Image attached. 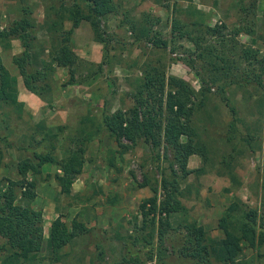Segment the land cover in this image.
Instances as JSON below:
<instances>
[{
  "label": "rangeland",
  "instance_id": "obj_1",
  "mask_svg": "<svg viewBox=\"0 0 264 264\" xmlns=\"http://www.w3.org/2000/svg\"><path fill=\"white\" fill-rule=\"evenodd\" d=\"M74 1L25 0L22 3L29 4L37 21L42 22L49 5H53V10L49 9V12L54 14V7L70 5ZM120 1L125 9L131 11L130 17H138L144 12L160 17L155 29L161 39V46L156 48L146 40L136 41L130 30L120 25L121 16L107 14L101 25L111 34L109 53H120L123 62L114 61L111 68L105 63L96 70L102 60L103 45L93 39L89 24L82 22L72 35V48L80 60L93 63L92 70L96 72L82 83L64 85L67 79L65 70L55 69L58 88L54 89L50 104L43 100H39V105L35 107L27 103L29 110H24L21 119H16L12 113L10 125L13 132L5 128L6 123H0V149L3 151L0 179L17 178L16 163L21 157L30 155L28 151L17 149L21 140L31 142L34 139L38 144L34 141L33 147L43 150H49L54 145L53 154L62 158L63 148L69 143L68 136L88 110L87 103H90L95 115L132 106L134 80L141 75L140 67L147 62L157 64V61L163 65L166 74L184 79L206 95L204 104L196 110L193 118L197 133L207 149L206 159L199 154L190 155L187 160L190 173L184 179L179 165H173L183 192L179 200L186 211L175 212L170 216L172 226L166 228V242L160 249L155 238L151 258L147 256L150 245L143 247L131 239L136 234L132 218L136 215L140 221L139 204L153 194L149 186H138L144 175L148 176L151 185L158 187V199L163 195L160 185L162 177L172 176L168 159L172 157V152L164 143L159 148H153L150 142L140 140L121 157L116 142L102 131V145L98 138L90 142L83 171L72 184L69 196L60 193L54 177L55 173H60L58 167L55 164H43L39 174L28 173V178L36 183V197L31 206L42 210L44 237L41 249L32 254L25 264H125L124 255H130L127 252L137 254L140 264H193L191 258L179 254L184 240V231L178 226L180 218L195 219L204 227L208 238L217 239L222 236L218 227L220 217L232 214L231 227L240 234V219L250 210L255 211V227L259 238L254 247L247 241L243 242V256L248 264H264V69H261L263 64L260 62L264 57V0L256 2L255 33H241L236 38L238 48L250 46L259 49L255 69L247 73L246 70H240L239 74L233 70L232 77L222 78L215 84L207 80L202 83V78H207L206 70L201 67L203 63L197 60L191 66L190 54L184 52V47L171 50L174 44H182L192 50L196 48L189 40L179 38V33L172 32V22L177 17L183 23L198 20L207 26L224 25L222 31L231 33L243 17L241 4L246 5L253 0ZM19 3L20 0H0L1 27L19 16ZM178 9L182 11L178 12ZM70 24V21H66L65 27L68 28ZM218 38L206 36L216 47H219L216 44ZM117 42L125 44L123 51L119 50ZM12 44L10 50L0 48V54L16 79L13 89L21 94L26 88L12 63V55L21 48L18 40H13ZM192 57L195 58V54ZM33 58L36 64H40L42 58L50 60V54L47 50L42 52L36 49ZM79 71L81 75L88 73L82 69ZM26 98L22 97L28 102ZM231 107H234L235 114ZM6 134L8 138H3ZM43 137L44 141L39 144ZM4 140L10 141L12 146L5 147ZM124 142L130 144L126 140ZM99 150L103 151L102 154ZM110 152L113 153L114 166L107 162ZM20 202L21 199L18 200ZM59 215L67 223H71L75 217L83 220L89 231L77 237L73 244L65 246L57 260L50 249L49 225ZM155 216L158 219L164 213L157 211ZM208 264L223 263L211 260Z\"/></svg>",
  "mask_w": 264,
  "mask_h": 264
},
{
  "label": "trees",
  "instance_id": "obj_2",
  "mask_svg": "<svg viewBox=\"0 0 264 264\" xmlns=\"http://www.w3.org/2000/svg\"><path fill=\"white\" fill-rule=\"evenodd\" d=\"M24 1L20 0V3ZM256 2L257 0H253L246 5L241 4L240 11L243 17L239 19V24L231 33L222 31L224 25L207 26L198 20L183 23L180 17L174 18L172 32L179 33L177 35L179 38L189 40L196 48L192 50L185 45L174 44L171 50L184 47V52L190 54L191 66L195 65L197 60L203 63L201 67L206 70L207 78H202L201 74L202 83L207 80L215 84L222 78L232 77L233 70L239 74L240 70H246L247 73L255 69L259 49H252L250 46L238 48L236 38L241 33L248 35L255 33ZM20 3L19 16L12 19L8 25L0 26V48L10 50L13 47L12 41L18 40L21 49L12 55V63L17 68L22 85L39 100L48 104L53 100L54 89L58 88L55 69L65 70L67 79L64 85L79 84L93 77V73L101 69L102 64L106 63L111 68L114 61L123 62L120 53L115 55L109 53L111 34L101 25L107 14L121 16L120 25L126 26L136 41L146 40L153 47L161 46V39L155 29L160 17L149 12L141 13L138 17H130L131 11L125 9L120 0H75L70 5L54 7V14L49 12V9L53 10L51 7L53 5H49L42 22L37 21L29 4ZM181 11L178 9V12ZM248 15L251 18H247ZM66 21L71 22L68 28L65 27ZM82 22L89 24L93 39L103 45L102 60L96 70H92L93 63L80 60L72 48V35ZM207 35L218 36L216 44L218 43L219 47L209 42L206 39ZM117 43L119 50L123 51L125 44ZM36 49L42 52L47 50L50 60L42 58L40 64H36L33 58ZM193 53L195 58L192 57ZM260 62L263 64L261 69H264V57ZM79 69L88 73L81 75ZM140 69L141 75L134 80V104L124 110L118 108L113 112L103 111L101 115L99 114L100 117L92 113V106L87 103L88 110L68 136L69 143L63 148L62 158L59 159L53 154L54 145H51L49 150H43L39 146L33 147L34 139L31 142H27V139L20 141L17 149L28 151L30 155L21 157L16 163L17 178L0 179V264H25L31 255L42 247L45 220L42 210L31 206L36 197V183L28 178V173L39 174L43 164H55L60 170V173L54 174L60 193L71 195L72 184L82 173L87 160L85 154L90 142L98 138L99 144L102 145L101 135L104 132L116 142L121 157L140 140L150 142L153 148H159L164 143L172 152V157H168L172 176L168 178L163 176L160 181L163 191L161 199H158V187L150 184L147 175H144L143 181L138 184L139 187L149 186L153 194L139 204L141 219L139 221L136 215L132 218L137 235L132 238L130 236L136 244L143 247L150 245L147 251L148 258L153 257L155 238L160 249L164 245L166 228L172 226L170 216L175 212L186 211L179 200L183 192L180 190L179 177L173 165H179L181 177L184 179L190 173L187 168L190 155L199 154L206 159L207 149L193 122L194 114L204 104L206 95L203 90L194 89L184 79L166 74L159 61L157 64L147 62ZM15 80L0 54V123H6L5 128L10 132H13L12 113L16 115V119H21L25 112L23 102L18 100L17 92L13 89ZM231 111L236 113L234 107H231ZM102 131L104 132L101 133ZM7 134L3 138H8ZM43 141L44 137L39 144ZM4 142L5 147L12 146L10 141ZM35 143L38 144L37 141ZM99 152L102 154L103 151ZM109 154L107 162L114 166L113 153ZM2 165L3 151L0 149V168ZM157 211L164 213V216L157 219L155 216ZM229 214L223 215L218 221L222 236L217 239L208 238L204 227L195 219L180 218L178 226L184 231V240L179 248V254L191 258L193 264H208L211 260L223 264H248L243 256V242L247 241L254 247L259 238L255 227V211L250 210L243 214L240 219V234L232 229L230 223L232 214ZM88 231L89 228L84 221L77 217L73 218L71 223H67L60 215L54 218L49 225V244L53 257L58 260L65 246L73 244L77 237ZM127 254H130L129 257L127 255L123 257L125 264H140L137 254L128 252Z\"/></svg>",
  "mask_w": 264,
  "mask_h": 264
},
{
  "label": "crops",
  "instance_id": "obj_3",
  "mask_svg": "<svg viewBox=\"0 0 264 264\" xmlns=\"http://www.w3.org/2000/svg\"><path fill=\"white\" fill-rule=\"evenodd\" d=\"M78 28H76V30H78ZM17 96H18V100H20L21 102H23L24 108L26 110L28 109V106H27L28 104L29 105H33L35 107V106L39 105V103H40L38 97L36 95L34 96L31 92H28L26 89H24V92L23 93L21 92V94L20 93L19 94L17 93ZM23 96H26L27 97L26 99H29V101L26 102L25 100H23L22 99Z\"/></svg>",
  "mask_w": 264,
  "mask_h": 264
}]
</instances>
